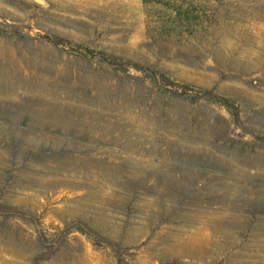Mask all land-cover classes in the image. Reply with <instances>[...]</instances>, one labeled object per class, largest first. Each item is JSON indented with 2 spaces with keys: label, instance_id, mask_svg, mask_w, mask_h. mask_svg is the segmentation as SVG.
I'll return each instance as SVG.
<instances>
[{
  "label": "rangeland",
  "instance_id": "obj_1",
  "mask_svg": "<svg viewBox=\"0 0 264 264\" xmlns=\"http://www.w3.org/2000/svg\"><path fill=\"white\" fill-rule=\"evenodd\" d=\"M0 264H264V0H0Z\"/></svg>",
  "mask_w": 264,
  "mask_h": 264
},
{
  "label": "trees",
  "instance_id": "obj_2",
  "mask_svg": "<svg viewBox=\"0 0 264 264\" xmlns=\"http://www.w3.org/2000/svg\"><path fill=\"white\" fill-rule=\"evenodd\" d=\"M224 103H226V105H228L226 101Z\"/></svg>",
  "mask_w": 264,
  "mask_h": 264
},
{
  "label": "bare ground",
  "instance_id": "obj_3",
  "mask_svg": "<svg viewBox=\"0 0 264 264\" xmlns=\"http://www.w3.org/2000/svg\"><path fill=\"white\" fill-rule=\"evenodd\" d=\"M5 263V262H4Z\"/></svg>",
  "mask_w": 264,
  "mask_h": 264
}]
</instances>
